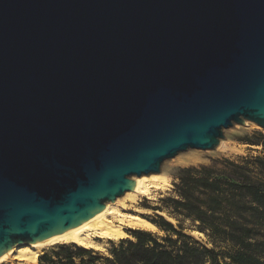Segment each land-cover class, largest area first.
I'll list each match as a JSON object with an SVG mask.
<instances>
[{
	"label": "water",
	"instance_id": "obj_1",
	"mask_svg": "<svg viewBox=\"0 0 264 264\" xmlns=\"http://www.w3.org/2000/svg\"><path fill=\"white\" fill-rule=\"evenodd\" d=\"M246 120L264 129V0H0V258Z\"/></svg>",
	"mask_w": 264,
	"mask_h": 264
},
{
	"label": "trees",
	"instance_id": "obj_2",
	"mask_svg": "<svg viewBox=\"0 0 264 264\" xmlns=\"http://www.w3.org/2000/svg\"><path fill=\"white\" fill-rule=\"evenodd\" d=\"M255 136L243 142L264 151V134ZM173 178L176 197L162 200L166 212L209 233L213 247L185 234L182 224L177 228L164 216H143L165 236L125 229L129 238L110 241L109 258L64 245L41 256L40 264H264V156L179 168ZM153 210L165 213L161 207Z\"/></svg>",
	"mask_w": 264,
	"mask_h": 264
},
{
	"label": "rangeland",
	"instance_id": "obj_3",
	"mask_svg": "<svg viewBox=\"0 0 264 264\" xmlns=\"http://www.w3.org/2000/svg\"><path fill=\"white\" fill-rule=\"evenodd\" d=\"M247 123V122H246ZM250 124L240 125L234 123L232 127L223 130V138H220L219 145L213 150H197V149H189L187 151L181 152L176 155L172 159L166 160L161 166V174L164 177L163 187L157 191H151V195L147 198L145 197H137L133 202L132 198L128 197L121 202L125 203L128 207L130 213L139 214L141 217H151L155 218L156 215H159L158 211H154L155 207H161L164 209L165 217L170 219L169 221L179 228V225L182 224L184 229V233L190 235L195 238L200 243L213 247L215 242L211 239L209 233H202L196 227L191 220H185L180 222L179 220L172 218L166 212V205L162 202L163 199L169 197H176L174 193V175L176 174L179 168L186 167H199V166H209L213 165L215 161L220 160L222 158H229L231 160H235L238 158H247V157H263L264 151L262 147L250 146L243 142V139L246 137L256 138V133H263V129L259 127L257 124L253 122H249ZM145 210L149 212L145 213ZM146 219V218H145ZM181 219V218H180ZM125 227H120L119 230L122 232V235L117 238H101L97 237V241L100 244V247L96 249H92L95 255H98L103 258L110 257V249L112 247L113 241L118 243L120 239L129 238L126 237ZM149 232L154 233L159 237H164L165 233L160 231L156 226L153 225V228L149 230ZM218 243V242H217ZM221 245V244H218ZM67 246V245H66ZM75 246V245H68ZM60 247V246H59ZM56 248H47L42 251L39 255V261L37 264H40V257L45 253H51ZM99 264H102L100 262Z\"/></svg>",
	"mask_w": 264,
	"mask_h": 264
},
{
	"label": "bare ground",
	"instance_id": "obj_4",
	"mask_svg": "<svg viewBox=\"0 0 264 264\" xmlns=\"http://www.w3.org/2000/svg\"><path fill=\"white\" fill-rule=\"evenodd\" d=\"M249 122L246 120L244 125L250 124ZM131 179L135 182V190L126 192L113 202L105 203L104 209L96 216L41 243L17 245L0 258V264H37L43 250L64 245L96 249L100 247L97 237L104 239L120 237L122 235L120 227L149 231L153 225L139 214L130 213L128 207L121 200L130 197L134 202L137 197H149L151 191H157L163 187L164 177L160 171L159 173L132 176ZM146 212L149 211L145 210ZM159 215L165 217L163 213H159Z\"/></svg>",
	"mask_w": 264,
	"mask_h": 264
},
{
	"label": "crops",
	"instance_id": "obj_5",
	"mask_svg": "<svg viewBox=\"0 0 264 264\" xmlns=\"http://www.w3.org/2000/svg\"><path fill=\"white\" fill-rule=\"evenodd\" d=\"M49 254H52V253H49ZM76 262L79 263V259H76Z\"/></svg>",
	"mask_w": 264,
	"mask_h": 264
}]
</instances>
